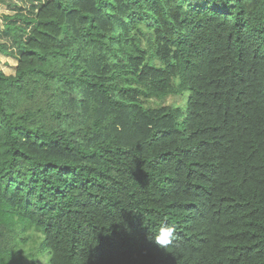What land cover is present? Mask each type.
Returning a JSON list of instances; mask_svg holds the SVG:
<instances>
[{
	"label": "trees",
	"instance_id": "16d2710c",
	"mask_svg": "<svg viewBox=\"0 0 264 264\" xmlns=\"http://www.w3.org/2000/svg\"><path fill=\"white\" fill-rule=\"evenodd\" d=\"M7 19L23 27L0 69V264H28V241L32 264H264V0ZM162 223L168 250L149 239Z\"/></svg>",
	"mask_w": 264,
	"mask_h": 264
},
{
	"label": "rangeland",
	"instance_id": "374dc122",
	"mask_svg": "<svg viewBox=\"0 0 264 264\" xmlns=\"http://www.w3.org/2000/svg\"><path fill=\"white\" fill-rule=\"evenodd\" d=\"M50 0H0V45H7V54L1 52L0 50V69L4 71L7 75H12L15 72V67L17 65L18 56L21 55V52L18 50L17 45L12 40L11 36L8 33L7 26L9 25H20L23 27V24L19 20H8V17H13L17 14H23L28 17H35L38 9L45 3ZM20 37L24 40L28 39V36L24 34H20ZM156 64H159L156 61ZM187 98L188 94L185 96H171L166 98L165 100H151L146 102L147 106L154 107H167V106H175L181 109H186L187 106ZM40 242V241H39ZM32 243L28 241L24 247L26 249V262L28 264H32L36 258L38 245L40 243ZM40 263L37 264H47L43 257L39 258Z\"/></svg>",
	"mask_w": 264,
	"mask_h": 264
},
{
	"label": "clouds",
	"instance_id": "9594fccd",
	"mask_svg": "<svg viewBox=\"0 0 264 264\" xmlns=\"http://www.w3.org/2000/svg\"><path fill=\"white\" fill-rule=\"evenodd\" d=\"M149 239L161 249L168 250L176 239V228L171 224L162 223L155 234H150Z\"/></svg>",
	"mask_w": 264,
	"mask_h": 264
}]
</instances>
